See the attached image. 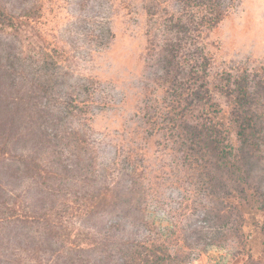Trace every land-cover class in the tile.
<instances>
[{"label": "trees", "instance_id": "trees-1", "mask_svg": "<svg viewBox=\"0 0 264 264\" xmlns=\"http://www.w3.org/2000/svg\"><path fill=\"white\" fill-rule=\"evenodd\" d=\"M143 3L153 69L145 84L163 97L135 125L160 138L183 195L172 205L158 193V176L131 150L122 163L117 153L99 160L80 125L95 82L75 78L67 52L38 32L40 0H0V264H190L194 250L264 258L245 247L257 233L264 252V69L220 78L228 127L200 46L228 14L226 1ZM28 27L41 43L33 49L18 38ZM153 209L184 222L159 227ZM193 214L205 224L191 227Z\"/></svg>", "mask_w": 264, "mask_h": 264}, {"label": "rangeland", "instance_id": "rangeland-1", "mask_svg": "<svg viewBox=\"0 0 264 264\" xmlns=\"http://www.w3.org/2000/svg\"><path fill=\"white\" fill-rule=\"evenodd\" d=\"M40 1L43 8L38 32L67 52L75 78L95 82L96 103L91 111L82 114L80 125L90 132L99 160L109 162L117 153L122 163L130 150L133 151L131 159L144 161L147 171L158 176L155 181L158 193L169 197L175 205L183 191L172 182L167 167L169 155L163 150L160 138L147 137L135 125L138 115L146 110L145 104L162 106L163 97L162 90L153 82L145 84L153 69L149 70L145 64L148 16L143 0ZM225 1L228 14L216 26L204 30L200 46L209 58V87L220 108L218 115L229 127L230 108L220 92L224 83L220 78L264 69V0ZM36 32L37 28L30 30L29 27L21 31L18 38L23 49L41 45L34 36ZM234 139L231 131L233 142ZM147 171L144 169L143 173ZM152 212L159 227H166L170 220L183 218L184 222L185 219L163 209ZM187 218L191 227L205 224L201 214ZM244 231L248 232V228ZM254 237L245 247L253 258L263 257L257 233ZM224 254V251L198 254L194 250L189 260L190 264L255 262V259L252 263L247 260L246 254L237 259ZM261 262L264 264V258Z\"/></svg>", "mask_w": 264, "mask_h": 264}]
</instances>
